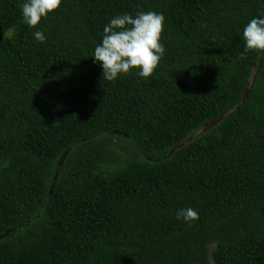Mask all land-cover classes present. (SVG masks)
I'll list each match as a JSON object with an SVG mask.
<instances>
[{
  "label": "trees",
  "instance_id": "16d2710c",
  "mask_svg": "<svg viewBox=\"0 0 264 264\" xmlns=\"http://www.w3.org/2000/svg\"><path fill=\"white\" fill-rule=\"evenodd\" d=\"M22 2L0 0V264H264V51L242 38L264 0H62L35 28ZM141 11L163 58L104 80V25Z\"/></svg>",
  "mask_w": 264,
  "mask_h": 264
},
{
  "label": "clouds",
  "instance_id": "9594fccd",
  "mask_svg": "<svg viewBox=\"0 0 264 264\" xmlns=\"http://www.w3.org/2000/svg\"><path fill=\"white\" fill-rule=\"evenodd\" d=\"M62 0H23L21 18L30 28H35L42 18L61 6ZM164 16L153 11H141L135 15L125 12L112 17L103 27L101 41L91 56L102 70V78L114 81L132 71L140 78L150 77L165 54L161 42ZM35 41L44 43L41 30L33 32ZM244 51H264V15L251 18L243 28ZM7 162H4L6 166ZM177 220L191 224L199 218L197 210L179 208Z\"/></svg>",
  "mask_w": 264,
  "mask_h": 264
},
{
  "label": "rangeland",
  "instance_id": "374dc122",
  "mask_svg": "<svg viewBox=\"0 0 264 264\" xmlns=\"http://www.w3.org/2000/svg\"><path fill=\"white\" fill-rule=\"evenodd\" d=\"M176 80L178 81V83H180L182 85H186L187 80H188V76L186 74H179L176 76Z\"/></svg>",
  "mask_w": 264,
  "mask_h": 264
}]
</instances>
